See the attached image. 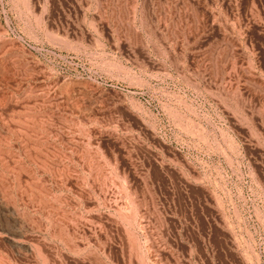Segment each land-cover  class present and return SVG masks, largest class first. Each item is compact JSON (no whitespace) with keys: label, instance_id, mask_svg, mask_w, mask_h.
<instances>
[{"label":"rangeland","instance_id":"1","mask_svg":"<svg viewBox=\"0 0 264 264\" xmlns=\"http://www.w3.org/2000/svg\"><path fill=\"white\" fill-rule=\"evenodd\" d=\"M0 264H264V0H0Z\"/></svg>","mask_w":264,"mask_h":264}]
</instances>
